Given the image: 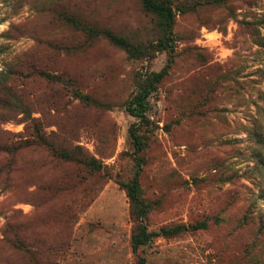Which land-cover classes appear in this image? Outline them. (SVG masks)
Returning <instances> with one entry per match:
<instances>
[{"label":"rangeland","instance_id":"obj_1","mask_svg":"<svg viewBox=\"0 0 264 264\" xmlns=\"http://www.w3.org/2000/svg\"><path fill=\"white\" fill-rule=\"evenodd\" d=\"M169 1L170 47L133 58L92 32L156 43L140 0H0V264H264V0ZM167 61L141 123L126 104ZM137 169L147 228H190L134 252Z\"/></svg>","mask_w":264,"mask_h":264},{"label":"trees","instance_id":"obj_2","mask_svg":"<svg viewBox=\"0 0 264 264\" xmlns=\"http://www.w3.org/2000/svg\"><path fill=\"white\" fill-rule=\"evenodd\" d=\"M143 8L153 14L158 21L159 29L162 32V37L158 39L156 43H151L150 45H136L128 42L126 39L114 34L108 30H95L90 31L92 35H104L114 44L122 47L130 57L139 58L141 56H146L150 50L159 51L165 50L170 47L171 40L174 39L172 26L175 19V12L169 0H140ZM248 25H251V22H247ZM171 61H167L166 65L159 71H146L145 73H141L138 76L137 80V89L131 98L128 100L126 104V109L128 112L137 117L139 122L146 123L148 120L146 118V111L150 107L149 97L153 94L157 88L159 83L163 80V78L168 74V69L170 67ZM12 87L11 85H7L4 81H0V108L4 106H8L7 98L12 96ZM74 94L81 100H88L90 97L86 94H82L77 89H74ZM5 95V98H4ZM264 101V99H263ZM22 106V105H20ZM23 108V107H22ZM264 109V108H263ZM21 112L27 115L30 123H34L37 120L32 118L24 107L21 109ZM0 115L5 116L6 114L0 112ZM257 132V131H256ZM258 133V132H257ZM36 135L39 138H44V133H41L38 129L36 130ZM130 136L132 139V144L134 145L135 151H140L144 146V138L138 133L135 129V126L132 125L130 129ZM45 144H48L45 139H43ZM261 144V143H260ZM52 146V145H51ZM16 146H1V150L11 151L14 150ZM52 148L56 149L52 146ZM78 154H82L80 151V147L77 146ZM58 150V149H57ZM56 150V151H57ZM58 155L62 157H68L69 154L65 153V151H58ZM80 162L98 168V164L96 159L79 156ZM262 166L264 167V157L261 159ZM139 169L136 170L133 178L123 183V187L126 190V193L130 199L132 216L137 221L136 229L132 235L131 243L132 249L134 252L138 250V248L142 245L148 244L153 237L163 236V237H172L178 235L179 233L188 230L190 227L185 224H173L166 225L160 227L158 230H149L147 226L142 221V218L147 213V208L140 205L139 200ZM206 226L205 221L198 222L192 225V229H198ZM138 264H145V259L140 257L138 260Z\"/></svg>","mask_w":264,"mask_h":264}]
</instances>
